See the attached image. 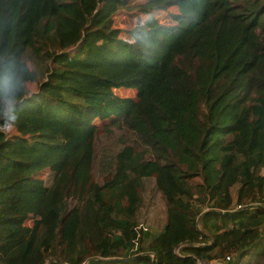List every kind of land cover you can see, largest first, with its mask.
<instances>
[{
    "label": "trees",
    "instance_id": "1",
    "mask_svg": "<svg viewBox=\"0 0 264 264\" xmlns=\"http://www.w3.org/2000/svg\"><path fill=\"white\" fill-rule=\"evenodd\" d=\"M130 1L0 0V264H264V0Z\"/></svg>",
    "mask_w": 264,
    "mask_h": 264
},
{
    "label": "rangeland",
    "instance_id": "2",
    "mask_svg": "<svg viewBox=\"0 0 264 264\" xmlns=\"http://www.w3.org/2000/svg\"><path fill=\"white\" fill-rule=\"evenodd\" d=\"M141 0H131L128 4H134L136 2H140ZM169 10H173V8H170ZM145 17V15L142 12L136 11V10H132V9H128L126 8H122L120 9L114 16V25L116 27H119L121 29V33H122V37H129L128 34V30H130L132 27H134V25L137 23L138 19L143 20ZM163 22H171L169 19H164ZM130 39V38H129ZM37 83L35 82H30L28 83V89L29 91H35L37 89ZM116 93H118L121 96H135V90L131 89V88H124V87H119L116 88L114 90ZM97 123H102L101 121L97 122ZM4 130L7 131L9 134H15V130L13 128V126L11 124H8L4 127ZM98 134L100 135V139L97 141V153H98V157L100 158L102 157V154H104V157L102 159L103 163L106 159V157H111V155L114 154L115 150L117 149V147H119V140L117 139V137L111 136V139H106L105 135H102V133L99 131ZM118 141V142H117ZM113 152V154H112ZM109 162V161H108ZM110 169H113L111 167H108ZM155 164L152 163H148V162H144L142 163L140 166H138L134 171L136 173H142L144 175H154L155 172ZM99 167L96 165V167L94 168V179L98 180V179H104V178H108L109 174L103 175L99 174ZM41 177H43L46 181L47 184L50 183L51 181V174L49 172V170H43L40 173ZM119 177V171H117V173L115 174L113 181H115L117 178ZM235 190L233 191V193L235 194ZM146 208H148V212L152 217V223H149L148 225L150 226V230L149 232L151 234H154L156 232H158V230L161 228L162 224L165 222L166 220V216L164 213V203L162 200V197L159 193H157L152 200L145 202L144 206L142 207V211L144 212L146 210ZM154 213V214H153ZM155 217V218H153ZM151 219V218H150ZM26 224H31V220H26ZM31 255L29 256V259L31 258ZM31 263V261H30Z\"/></svg>",
    "mask_w": 264,
    "mask_h": 264
},
{
    "label": "built area",
    "instance_id": "3",
    "mask_svg": "<svg viewBox=\"0 0 264 264\" xmlns=\"http://www.w3.org/2000/svg\"><path fill=\"white\" fill-rule=\"evenodd\" d=\"M138 227H141L143 229V231H147L148 230V226L146 224H140ZM179 249H177V252L179 253L178 251ZM229 258V255L226 256V259ZM211 262H207V261H202V262H198L197 264H210Z\"/></svg>",
    "mask_w": 264,
    "mask_h": 264
},
{
    "label": "water",
    "instance_id": "4",
    "mask_svg": "<svg viewBox=\"0 0 264 264\" xmlns=\"http://www.w3.org/2000/svg\"><path fill=\"white\" fill-rule=\"evenodd\" d=\"M210 264H221L220 261H213Z\"/></svg>",
    "mask_w": 264,
    "mask_h": 264
}]
</instances>
